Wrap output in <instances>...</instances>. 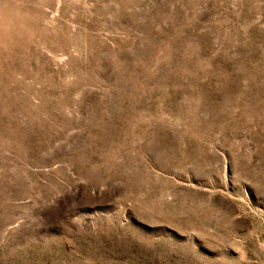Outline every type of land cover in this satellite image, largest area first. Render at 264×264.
I'll use <instances>...</instances> for the list:
<instances>
[{
	"label": "rangeland",
	"instance_id": "374dc122",
	"mask_svg": "<svg viewBox=\"0 0 264 264\" xmlns=\"http://www.w3.org/2000/svg\"><path fill=\"white\" fill-rule=\"evenodd\" d=\"M0 264H264V0H0Z\"/></svg>",
	"mask_w": 264,
	"mask_h": 264
}]
</instances>
